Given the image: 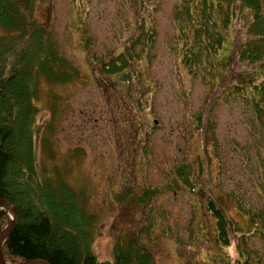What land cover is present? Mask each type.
<instances>
[{"label": "rangeland", "instance_id": "1", "mask_svg": "<svg viewBox=\"0 0 264 264\" xmlns=\"http://www.w3.org/2000/svg\"><path fill=\"white\" fill-rule=\"evenodd\" d=\"M179 1L35 0L34 20L70 66L65 74L75 72L56 84L34 76L35 125L49 151L38 152V159L51 178L61 174L88 198L93 250L101 262L113 260L117 246L132 240L155 264H264V235L241 213L264 197L263 125L252 124L245 95L217 99L224 86L237 84L233 77L251 21L240 8L223 33L215 72L199 73L201 67L191 76L174 19ZM127 48L139 70L118 78L112 63ZM234 54L229 73L222 62L231 63ZM224 68L222 88L214 92ZM203 155L207 180L185 184L179 171L195 174ZM145 194L150 197L141 201ZM207 199L222 203L234 225L228 241L222 236L227 245L217 241Z\"/></svg>", "mask_w": 264, "mask_h": 264}, {"label": "trees", "instance_id": "2", "mask_svg": "<svg viewBox=\"0 0 264 264\" xmlns=\"http://www.w3.org/2000/svg\"><path fill=\"white\" fill-rule=\"evenodd\" d=\"M34 3L35 0H0V32L5 34L0 35V199L17 210L15 229L4 245V258L17 264L36 260L48 264H155L153 255L132 240L117 246L113 260L99 261L93 250L91 229L95 216L86 207L88 198L73 191L61 174L55 173V178H51L38 159V152L49 151L42 148L43 140L39 142L35 125L39 110L35 105L37 80L34 76L63 83L75 72L65 74L70 66L56 56L48 33L34 20ZM240 8L248 12L247 22L251 24L247 29L248 39L238 55L240 66L233 77V83L237 84L218 87L226 69L229 73L234 69V54L229 58L231 63L222 62L226 69L220 82L214 85V92L222 88L217 99L221 94H229L230 99L245 95L254 114L252 124L262 122L261 143L264 141V0H180L174 19L184 66L189 68L191 76L201 67L205 69L199 73L210 74L217 69L214 59L223 49V33L237 19ZM135 55L127 48V52L113 61L112 74L127 77L128 73L138 71ZM196 119L201 123L202 113ZM8 122H12L11 128ZM209 133L205 134V152ZM259 153L262 160L261 153H264ZM204 161L203 155L195 174L194 170L187 173L184 168L179 171L185 184L192 186L193 179L200 181L201 177L207 180ZM261 177L264 180V174ZM262 184L260 181L263 194ZM147 196L140 197L141 201ZM258 203L246 205L241 213L264 235L260 230L264 227V197ZM209 210L219 219L218 230L227 240L230 221L222 203L210 202ZM6 224L7 219L0 217V235ZM226 240L223 241L228 243Z\"/></svg>", "mask_w": 264, "mask_h": 264}, {"label": "water", "instance_id": "3", "mask_svg": "<svg viewBox=\"0 0 264 264\" xmlns=\"http://www.w3.org/2000/svg\"><path fill=\"white\" fill-rule=\"evenodd\" d=\"M0 208L3 209V211L0 213V216L8 217V212L9 211L13 212V218L9 220L4 232L0 236V264H7L4 260L2 249H3V245L5 244V242L7 241V239L15 229L17 213H16V209L4 200H0ZM26 264H48V263L42 260H36V261H29Z\"/></svg>", "mask_w": 264, "mask_h": 264}]
</instances>
